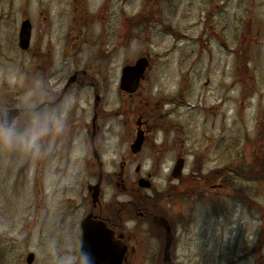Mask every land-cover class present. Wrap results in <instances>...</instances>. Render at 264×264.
Wrapping results in <instances>:
<instances>
[{
  "label": "rangeland",
  "instance_id": "374dc122",
  "mask_svg": "<svg viewBox=\"0 0 264 264\" xmlns=\"http://www.w3.org/2000/svg\"><path fill=\"white\" fill-rule=\"evenodd\" d=\"M28 19L33 34L23 51ZM141 58L149 61L146 82L129 98L121 72ZM74 72L98 90L108 172L131 142L127 130L158 107L129 175L138 165L152 172L147 194L175 221L170 262L264 264V0H0V109L37 105L46 75ZM57 84L48 81V90ZM64 102L69 115L52 121L60 135L61 123L73 124L68 142L53 133L38 154L0 148V264H27L29 254L32 264L77 261L92 86L74 87ZM36 115L16 118L17 127ZM179 151L189 191L197 182L206 188L173 205L168 184ZM164 242L150 257L154 245L144 239L127 264H163Z\"/></svg>",
  "mask_w": 264,
  "mask_h": 264
},
{
  "label": "flooded vegetation",
  "instance_id": "af4514ba",
  "mask_svg": "<svg viewBox=\"0 0 264 264\" xmlns=\"http://www.w3.org/2000/svg\"><path fill=\"white\" fill-rule=\"evenodd\" d=\"M29 20V19H28ZM30 21V20H29ZM31 23V21H30ZM32 26V23H31ZM33 34V26H32ZM32 39V36H31ZM31 45V41H30ZM30 48V46H29ZM28 48V49H29ZM148 70V69H147ZM147 73V72H146ZM146 73L143 80H141L139 88L134 93L124 92L129 98L134 96H139L142 94L143 85L146 82ZM73 78V82L70 80ZM54 80L55 82L64 83L58 92L48 90V81ZM121 80V76H120ZM45 87L44 95L42 96L41 103L29 106L24 109H18L21 111L19 117L29 114L34 115L35 113L41 117H48L50 120L54 118H59L64 115H69L68 113L63 114V105L65 104L66 98L73 92V88L78 86L80 88H89L92 86L94 94V107L90 114L88 115L89 124L87 125L86 140L88 142V137L90 138L91 153L88 158V168L86 169V174L88 173L89 180L85 184V195L83 192L82 202L85 203L81 207L83 210L81 220H80V230L82 242V222L85 219H89L92 225H95L99 230H104L108 232V235L113 237L114 242L119 244L122 249L125 250L124 260L122 264H127L130 257L136 254L137 246L140 245L144 239L148 243L152 242L154 245V250L151 251L150 257H155L157 253L160 254L159 245L164 240L165 248L162 251L163 264H172L170 262V246L172 245L174 239V222L166 218V213L159 212V209L155 210L157 204L155 203L154 197L150 198L147 191H153L154 186L152 182V172L142 173L141 167L138 165L134 171L135 176L129 175V168L133 164V160L137 159L145 150L147 143L150 140L151 130L155 123L154 118L156 117V110L158 107H152L149 112H146L144 116L139 115L136 122L132 126L131 131L127 130V136L131 138L129 146L126 148L121 160L119 162V167L117 170L108 172L106 170L105 164V147L108 132L101 130L100 116L98 108L100 104V96L96 86L90 81L85 72L83 74H78L74 72L73 75L65 77L59 75H46L42 81ZM56 85L58 87L59 85ZM120 87V86H119ZM98 99V101H97ZM14 109H0V122L8 121L9 112ZM17 117V119L19 118ZM16 118L14 120H17ZM157 120L160 118L156 117ZM62 124L61 135L58 133L63 142H68L70 135L73 133V124L69 121H65ZM60 124V125H61ZM103 131V132H102ZM88 136V137H87ZM50 137V136H48ZM47 137V138H48ZM47 138H45L47 140ZM141 142L140 148L134 152V146L136 141ZM62 144V142H61ZM69 145L66 146V148ZM179 151L176 156L175 164L171 170L168 188L171 190L169 192V199L175 205L177 202H186L188 199H192L195 195L203 194V189L200 188L199 182L196 183L195 188L192 191L188 189V183L191 177L186 176L184 172V167L186 166L187 159L183 152ZM183 161V172L181 177H173L174 168L177 162ZM155 162H153L154 166ZM152 166V167H153ZM155 168V167H154ZM195 171H191L192 175H196ZM149 184V187H142L141 182ZM205 185V184H204ZM221 184L217 186L220 189ZM156 193V192H155ZM158 211V213H157ZM182 216L186 217V213L182 212ZM170 216H173L170 213ZM182 216H178V221ZM169 229V239L170 245L167 251V231ZM80 246L77 251L78 254L81 249ZM148 253V251H147ZM166 255L169 259V263L165 261ZM76 263V262H75Z\"/></svg>",
  "mask_w": 264,
  "mask_h": 264
},
{
  "label": "water",
  "instance_id": "95a60500",
  "mask_svg": "<svg viewBox=\"0 0 264 264\" xmlns=\"http://www.w3.org/2000/svg\"><path fill=\"white\" fill-rule=\"evenodd\" d=\"M32 36V26L29 20H25L21 24L19 32V48L23 51H27L30 46ZM149 67V61L147 58H141L132 65H127L123 68L120 80V89L127 93H134L138 90L141 80L144 79L147 68ZM73 82V78L69 84ZM98 101V99H97ZM21 111L14 109L9 112L8 121L11 122L15 118L19 117ZM141 142L136 141L134 146V152L140 148ZM183 161L177 162L173 177H181L183 172ZM142 187H149V184L141 182ZM82 242L81 249L89 256L91 264H122L124 260L125 250L120 247L119 244L114 242L113 237L108 235L109 233L104 230H99L95 225L85 219L82 222ZM167 249L170 245L169 229L167 231ZM81 249L78 254V259L75 264H79ZM166 255L165 261L169 263V259ZM34 255L29 254L27 256V264H32Z\"/></svg>",
  "mask_w": 264,
  "mask_h": 264
},
{
  "label": "clouds",
  "instance_id": "9594fccd",
  "mask_svg": "<svg viewBox=\"0 0 264 264\" xmlns=\"http://www.w3.org/2000/svg\"><path fill=\"white\" fill-rule=\"evenodd\" d=\"M61 131L58 121L36 115L31 122L23 127H17L15 120L0 122V148L9 151L38 154L42 143L50 134ZM79 264H91L89 256L81 249Z\"/></svg>",
  "mask_w": 264,
  "mask_h": 264
}]
</instances>
